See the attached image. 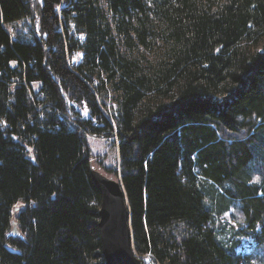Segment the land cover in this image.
Masks as SVG:
<instances>
[{
    "label": "trees",
    "instance_id": "obj_1",
    "mask_svg": "<svg viewBox=\"0 0 264 264\" xmlns=\"http://www.w3.org/2000/svg\"><path fill=\"white\" fill-rule=\"evenodd\" d=\"M90 164L140 258L264 264V0H0V264H104Z\"/></svg>",
    "mask_w": 264,
    "mask_h": 264
},
{
    "label": "water",
    "instance_id": "obj_2",
    "mask_svg": "<svg viewBox=\"0 0 264 264\" xmlns=\"http://www.w3.org/2000/svg\"><path fill=\"white\" fill-rule=\"evenodd\" d=\"M89 172L100 195L97 225L104 264H145L134 252L130 213L121 182L93 164H90ZM6 236L22 239L15 221H12V228ZM6 249L11 253H19L9 246Z\"/></svg>",
    "mask_w": 264,
    "mask_h": 264
},
{
    "label": "rangeland",
    "instance_id": "obj_3",
    "mask_svg": "<svg viewBox=\"0 0 264 264\" xmlns=\"http://www.w3.org/2000/svg\"><path fill=\"white\" fill-rule=\"evenodd\" d=\"M82 114L85 115L86 112L82 111ZM88 141L92 151L95 154L101 155L104 158V161L106 159L107 165L113 166L115 164L117 155L109 140L90 138ZM217 225H220L223 228L222 232H224V235L227 232L229 237V231L233 232V228L237 229L242 225L240 214L232 209L220 218ZM239 240L240 245L237 250H239V252L251 253L254 256L252 257V260L254 261L251 264H260V255L262 254L261 248L254 245L255 243H253L254 241L251 238L242 237Z\"/></svg>",
    "mask_w": 264,
    "mask_h": 264
},
{
    "label": "built area",
    "instance_id": "obj_4",
    "mask_svg": "<svg viewBox=\"0 0 264 264\" xmlns=\"http://www.w3.org/2000/svg\"><path fill=\"white\" fill-rule=\"evenodd\" d=\"M141 259L142 261L145 263V264H151V257L149 255H143L141 256Z\"/></svg>",
    "mask_w": 264,
    "mask_h": 264
},
{
    "label": "bare ground",
    "instance_id": "obj_5",
    "mask_svg": "<svg viewBox=\"0 0 264 264\" xmlns=\"http://www.w3.org/2000/svg\"><path fill=\"white\" fill-rule=\"evenodd\" d=\"M152 261H154V260H152ZM156 264V263H155Z\"/></svg>",
    "mask_w": 264,
    "mask_h": 264
}]
</instances>
